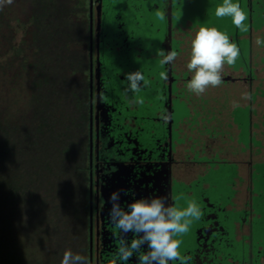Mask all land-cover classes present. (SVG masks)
Masks as SVG:
<instances>
[{
  "label": "flooded vegetation",
  "instance_id": "1",
  "mask_svg": "<svg viewBox=\"0 0 264 264\" xmlns=\"http://www.w3.org/2000/svg\"><path fill=\"white\" fill-rule=\"evenodd\" d=\"M76 2L87 24L88 264H120L122 234L108 216L117 190L125 207L153 197L178 209L198 204L201 218L176 237L188 264H264V125L259 138L254 124V88H261L255 78L264 68V46L255 43L264 38V26L255 23L264 21V0H234L247 13V32L215 15L223 0ZM201 27L226 33L240 56L224 66L220 86L197 96L187 89L192 73L186 65ZM169 51L178 53L176 61L161 64L160 53ZM137 70L147 86L126 94L125 74ZM246 92L250 100L242 98ZM128 264H137V256Z\"/></svg>",
  "mask_w": 264,
  "mask_h": 264
},
{
  "label": "trees",
  "instance_id": "2",
  "mask_svg": "<svg viewBox=\"0 0 264 264\" xmlns=\"http://www.w3.org/2000/svg\"><path fill=\"white\" fill-rule=\"evenodd\" d=\"M76 6L14 0L0 11V264L87 256V24Z\"/></svg>",
  "mask_w": 264,
  "mask_h": 264
},
{
  "label": "clouds",
  "instance_id": "3",
  "mask_svg": "<svg viewBox=\"0 0 264 264\" xmlns=\"http://www.w3.org/2000/svg\"><path fill=\"white\" fill-rule=\"evenodd\" d=\"M14 0H0V11L6 5H11ZM161 20L164 15L158 14ZM215 15L218 18L230 17L233 25L241 32L249 30L245 21L247 13L234 0H223L217 5ZM257 46H264V38L257 37ZM161 64H171L177 59L176 51H169L166 55L160 53ZM239 47L230 41L229 36L215 27H201L191 40L190 59L187 62V70L192 73L187 82L188 91L197 96L204 94L209 87H218L222 83L224 66L235 65L239 59ZM162 79H167L161 73ZM128 86L125 93H138L142 86H147L144 75L139 71L125 74ZM244 100H250L251 94L244 93ZM134 104H142V99H134ZM234 104V107H238ZM169 117L163 116L167 121ZM121 190L111 193L109 202L111 209L108 213L113 226L122 234L117 247L116 258L120 264H128V261L137 256V264H170L179 261V264H188L191 257L182 256L179 249L182 241L176 237L186 234L193 221L199 220L202 211L198 204L190 201L186 208L178 209L167 205L165 197L140 198L127 206L120 203ZM132 233L133 239L129 242L127 234ZM147 244V250L141 251ZM61 264H88L87 258L80 254H74L71 250H65Z\"/></svg>",
  "mask_w": 264,
  "mask_h": 264
},
{
  "label": "crops",
  "instance_id": "4",
  "mask_svg": "<svg viewBox=\"0 0 264 264\" xmlns=\"http://www.w3.org/2000/svg\"><path fill=\"white\" fill-rule=\"evenodd\" d=\"M255 84L261 87L254 88V124L255 132L258 133V137L260 138L262 125H264V68L258 72Z\"/></svg>",
  "mask_w": 264,
  "mask_h": 264
},
{
  "label": "water",
  "instance_id": "5",
  "mask_svg": "<svg viewBox=\"0 0 264 264\" xmlns=\"http://www.w3.org/2000/svg\"><path fill=\"white\" fill-rule=\"evenodd\" d=\"M259 23V24H258ZM262 26H264V21H257L256 23H255V27H256V29H258V28H261Z\"/></svg>",
  "mask_w": 264,
  "mask_h": 264
},
{
  "label": "rangeland",
  "instance_id": "6",
  "mask_svg": "<svg viewBox=\"0 0 264 264\" xmlns=\"http://www.w3.org/2000/svg\"><path fill=\"white\" fill-rule=\"evenodd\" d=\"M73 1H74L75 3H77L76 0H73ZM77 5H79V4H77ZM77 14H79V13L77 12ZM262 19H264V18H262ZM258 24H259V23H258ZM18 35H19V31H18Z\"/></svg>",
  "mask_w": 264,
  "mask_h": 264
}]
</instances>
